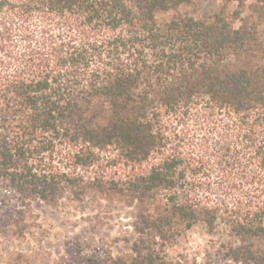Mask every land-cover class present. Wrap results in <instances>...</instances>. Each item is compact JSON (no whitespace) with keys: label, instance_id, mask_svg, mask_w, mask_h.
Masks as SVG:
<instances>
[{"label":"trees","instance_id":"trees-1","mask_svg":"<svg viewBox=\"0 0 264 264\" xmlns=\"http://www.w3.org/2000/svg\"><path fill=\"white\" fill-rule=\"evenodd\" d=\"M191 2L0 0V194L141 207L130 254L82 264H179L195 225L264 264V47L222 10L158 20Z\"/></svg>","mask_w":264,"mask_h":264},{"label":"rangeland","instance_id":"rangeland-1","mask_svg":"<svg viewBox=\"0 0 264 264\" xmlns=\"http://www.w3.org/2000/svg\"><path fill=\"white\" fill-rule=\"evenodd\" d=\"M262 6L264 0H192L159 14L158 20L184 15L208 18L222 10L233 19L235 28L255 25V36L264 47ZM235 10L240 14L233 18ZM88 172L84 177L93 174ZM140 208L136 201L104 196L93 189L80 200L66 193L54 202L30 199L22 204L12 193L2 192L0 264H82L91 255H128L137 235ZM221 238L228 239L221 227L211 235L201 225H195L163 247L167 256L179 264H228L218 255Z\"/></svg>","mask_w":264,"mask_h":264}]
</instances>
